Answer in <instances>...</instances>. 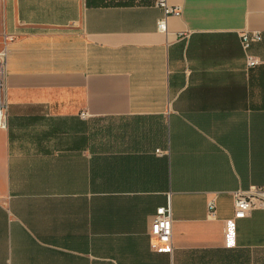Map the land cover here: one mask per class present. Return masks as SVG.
I'll return each instance as SVG.
<instances>
[{
	"label": "crops",
	"instance_id": "0c3cea01",
	"mask_svg": "<svg viewBox=\"0 0 264 264\" xmlns=\"http://www.w3.org/2000/svg\"><path fill=\"white\" fill-rule=\"evenodd\" d=\"M167 3L1 0L0 264H264V209L225 229L264 186V0Z\"/></svg>",
	"mask_w": 264,
	"mask_h": 264
},
{
	"label": "built area",
	"instance_id": "2783aa9c",
	"mask_svg": "<svg viewBox=\"0 0 264 264\" xmlns=\"http://www.w3.org/2000/svg\"><path fill=\"white\" fill-rule=\"evenodd\" d=\"M155 5L163 11V17L157 22L158 31L165 33L167 31V18L170 15L179 16L180 8L172 7L167 3V0H155ZM262 39V34L258 30L244 31L241 34V44L246 54L247 67L252 68L258 65L259 60L248 53L249 48L253 43L259 42ZM11 36H4L2 47L0 49V128L6 127L7 117V100H6V44L12 41ZM86 116L85 113H81ZM234 200V216L230 220L225 221V229L227 233L233 231V222L237 219H243L250 216L255 209H264V186H250L247 190H236L233 192ZM209 216L215 217V201L208 202ZM172 233V209L169 203L166 206H161L156 209V215L152 222L150 232V246L153 250L170 251Z\"/></svg>",
	"mask_w": 264,
	"mask_h": 264
},
{
	"label": "rangeland",
	"instance_id": "374dc122",
	"mask_svg": "<svg viewBox=\"0 0 264 264\" xmlns=\"http://www.w3.org/2000/svg\"><path fill=\"white\" fill-rule=\"evenodd\" d=\"M2 43H3V35H2V11H1V0H0V47H2Z\"/></svg>",
	"mask_w": 264,
	"mask_h": 264
}]
</instances>
